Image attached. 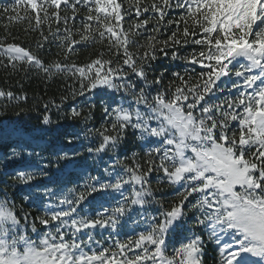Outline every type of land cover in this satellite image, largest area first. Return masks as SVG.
<instances>
[{"label":"snow or ice","instance_id":"obj_1","mask_svg":"<svg viewBox=\"0 0 264 264\" xmlns=\"http://www.w3.org/2000/svg\"><path fill=\"white\" fill-rule=\"evenodd\" d=\"M170 9L181 10L178 18ZM0 20L7 21L0 66L25 74L35 69L65 83L59 103L43 104V125L54 123L51 108L63 111L69 99L102 94L109 98L101 100L99 128L87 127L94 104L87 112L72 106L64 113L85 125V138L95 134L79 147L102 161L120 150L129 131L142 141V155L109 156L114 163L99 176L86 173L75 147L56 148L49 159L31 143L12 146L0 161L15 164L26 155L39 162L0 173L12 181L0 180V264H203L198 228L217 245L218 264H264V0H128L127 6L120 0H14L0 9ZM25 22L26 34L39 33L35 51L7 31ZM54 41L57 58L45 60L40 52ZM97 43L107 51L85 63L72 59L78 46ZM161 54L185 65L167 86V69L156 75L152 66ZM0 99L26 103L28 96L0 89ZM79 138L65 132L69 145ZM77 167L85 171L74 172ZM153 173L158 184L179 186L178 199L160 203L155 215L139 213L131 234L104 247L95 229L118 236L133 206L157 202ZM17 184L28 186L24 200L42 205L41 215L9 200L8 188ZM189 213L190 235L170 246L176 222Z\"/></svg>","mask_w":264,"mask_h":264},{"label":"trees","instance_id":"obj_2","mask_svg":"<svg viewBox=\"0 0 264 264\" xmlns=\"http://www.w3.org/2000/svg\"><path fill=\"white\" fill-rule=\"evenodd\" d=\"M13 2L14 0H0V9L4 6L11 7ZM120 2L127 6L128 0H120ZM143 2L149 3L150 0H143ZM19 11L20 15L24 14L23 10ZM180 11V9H170L169 14L178 18ZM80 14L82 15L83 12L81 11ZM79 22V20L76 21L77 26L79 25ZM6 23V20H0V38L4 37L6 34L4 27ZM32 23L35 24V21L33 20ZM26 27L27 22L23 24L17 23L10 26L7 31L20 38L15 42L21 43L22 46H31V48L35 51V40L38 38L39 33L35 32L26 34L24 31ZM43 27L45 33L47 34V26ZM125 27H127V16L125 17ZM53 28H55V24H53ZM149 28H151V25H149ZM148 34L149 33H144V37L146 38ZM9 42H12L11 36H9ZM144 42V38H141L140 43ZM57 43L58 41H54L51 44L46 45L45 50H41L40 54L45 60L57 58ZM48 48H50L51 51H47ZM100 51L106 52V45L99 43L94 45L90 44L88 46L81 45L78 46L76 53L72 56V59H74L77 63H85L89 61V58H95V54ZM189 51H191V49H189ZM105 58H107V55ZM152 66L156 75H159L160 71L167 69L164 74V86H167L169 81L174 79L172 76L173 72H180L181 74H184L185 72V65L179 60H171L170 55L169 57H165L161 54L157 60L152 61ZM199 70V66H197V73ZM151 76L152 73H150V78ZM222 79L227 80L228 78L222 77ZM233 79H235V77H233ZM69 83H71V81H69ZM0 89L5 91L12 90L16 94L27 93L28 96L26 103H17L16 101L9 102L4 99H0V157H3L12 146L24 142L31 143L32 146L36 148L37 152H41V149H46L41 154L49 159H54L50 153L56 148L63 147L65 150H68L75 147L77 151H81L83 153L82 156H78L76 159L81 163L85 161L84 159L89 158L87 162H89L90 166L87 168V172H90L92 176H99L103 172L106 164L114 163V160H109V156L119 155L120 158L123 159L125 156L130 158L133 152H140L142 155V150L140 148L142 141H139L136 136L132 135L131 131H129L127 141L121 146L120 150L117 153L109 152L103 154L102 161L96 157H89L88 153L79 147L80 144L87 146L90 141L95 140V134L93 133L85 138V125L80 121L66 119L64 117V113L70 111L72 106L82 107L84 112H87L89 106L94 104L95 107L92 109L93 119L88 122L87 127L99 128L103 122L101 100H107L109 98L108 96L96 94L87 97H77L75 100L69 99L65 103L63 111H58L54 107L51 108L50 115L54 123L52 125H43V104L50 99H54L56 103H59L60 97L67 94L65 91V83L62 78L56 80H46L43 77V73H39L35 69L28 71L27 74H25L23 71H14L11 67L4 68L0 66ZM227 94V91L217 93V95L221 98ZM112 95L115 99L119 100L120 94L113 93ZM21 108L25 109V111L20 112ZM18 112L20 113L19 115H17ZM65 132L76 133L80 138L79 140L74 141L72 145H69L65 140ZM37 145H39V147H37ZM38 162L39 157H28L26 155L21 161H17L15 164L0 161V173L3 171L12 173L15 169L24 166L25 163L36 164ZM74 172H79L78 167L74 170ZM73 178H75V175H73ZM2 179H8L9 184L12 183L11 177L6 178L0 176V180ZM149 180L157 202H154L151 205H146L144 209H141L138 205L133 206V211L131 213L132 219L128 221L127 226L120 232V235L117 236L116 233H113L110 238L109 233L112 231L111 229L101 232L98 239L104 244V247H108L117 239L123 241L125 239L124 233L131 234L132 230L136 227L133 220L140 219V216L138 215L139 213L144 212L147 215H155L157 214L156 209L159 207L160 203H163L165 207H167L173 202V200L178 199L175 195L179 189L178 185L170 186L166 182L158 184L156 173H153L149 177ZM49 187H55V185H49ZM136 188L139 189V185H136ZM125 189L126 194L130 195L132 185H126ZM28 192V186L17 184L8 188V198L10 201H14L18 208L23 206L25 211L32 213V216L41 215L42 205L35 206L32 204L31 200H24V197L28 195ZM0 198H2V194H0ZM89 199H91V197H89ZM191 223V213H189V216L184 220L176 222L175 231L170 233L169 236L170 246L173 244L177 246L184 236L190 235L187 229ZM37 227L40 228L39 225H37ZM141 227H143V224ZM197 232L200 233L205 240L203 264H218L219 255L216 244L208 239L207 233L202 228H198Z\"/></svg>","mask_w":264,"mask_h":264},{"label":"rangeland","instance_id":"obj_3","mask_svg":"<svg viewBox=\"0 0 264 264\" xmlns=\"http://www.w3.org/2000/svg\"><path fill=\"white\" fill-rule=\"evenodd\" d=\"M85 161H83V162H81L80 164L81 165H84L85 164V162H86V173H87V168H89V166H90V164H89V162H87V160H89V158L87 159H84ZM78 171L79 172H81V171H85V169H82V168H80V167H78ZM85 173V174H86ZM96 195V194H95ZM103 231H105L104 229H100L99 227L97 228V229H95L94 230V232H93V235H94V238L96 239V240H99L98 238H99V236H100V233L101 232H103ZM103 244V243H102ZM103 246H104V244H103ZM93 247H95V245L93 246Z\"/></svg>","mask_w":264,"mask_h":264}]
</instances>
